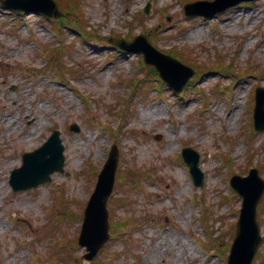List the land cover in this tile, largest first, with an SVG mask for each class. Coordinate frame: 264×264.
Segmentation results:
<instances>
[{
    "label": "rangeland",
    "instance_id": "obj_1",
    "mask_svg": "<svg viewBox=\"0 0 264 264\" xmlns=\"http://www.w3.org/2000/svg\"><path fill=\"white\" fill-rule=\"evenodd\" d=\"M149 1V15H140ZM81 4L86 30L99 37L84 41L65 26L62 45L52 20L0 7V264H58V258L65 264H226L217 254L232 241L241 205L230 195L228 177L256 167L264 179V132L249 133L254 89L264 80L238 74L234 84L229 75L218 81L209 74L193 77L180 94L153 83L132 93L123 80L146 72L139 67L140 55L118 51L102 37L144 32L163 53L181 51L182 56L172 54L188 66L221 55L237 68L256 64L264 73V0L241 3L211 19L186 17L183 0ZM45 45H65L54 53L58 62L49 64L39 55ZM220 87L227 94L212 96ZM153 107L161 112L143 115ZM72 123L78 132L68 130ZM54 129L64 146L63 171L38 187L13 192L10 171ZM112 144L119 150L120 170L112 196H127L115 214L140 222L125 241L110 238L86 261L85 248L76 243L77 216ZM183 144L200 154L202 188L193 186L180 158ZM261 204L264 233V195ZM207 239L220 244L219 250L205 253L201 241ZM257 253L254 264H264V240Z\"/></svg>",
    "mask_w": 264,
    "mask_h": 264
},
{
    "label": "water",
    "instance_id": "obj_2",
    "mask_svg": "<svg viewBox=\"0 0 264 264\" xmlns=\"http://www.w3.org/2000/svg\"><path fill=\"white\" fill-rule=\"evenodd\" d=\"M241 1L235 0L226 4L220 9L211 13L202 11H189L186 6L187 15L201 14L212 16L216 12L238 4ZM17 10L37 11L49 18L61 16L57 5L52 0H19L13 4ZM110 42L125 51H135L143 54L144 62L156 68L159 76L169 84L176 92H181L193 71L180 64L170 56L163 55L155 50L150 40L145 36H138L134 42L128 43L123 40ZM254 125L258 130H264V89H256V105L254 109ZM72 128L74 126H71ZM183 156L191 169L194 182L198 186L203 185V174L198 168L199 155L190 148L183 149ZM118 161V152L115 148L109 154L101 173L95 190L87 204L84 213V223L79 236V244L86 246L89 253L86 255L92 258L108 240V213L106 202L112 192L114 174ZM64 164L63 146L59 138V131L55 130L48 140L38 149L23 155V163L20 168L14 169L10 175V184L13 190H24L37 186L49 180V175L54 171H62ZM234 191L243 197L242 209L236 224V235L233 240L228 264H250L256 250L261 242L259 227L256 222V206L263 191L264 182L258 177L255 169L250 171L249 176L241 178L233 176L230 180Z\"/></svg>",
    "mask_w": 264,
    "mask_h": 264
},
{
    "label": "bare ground",
    "instance_id": "obj_3",
    "mask_svg": "<svg viewBox=\"0 0 264 264\" xmlns=\"http://www.w3.org/2000/svg\"><path fill=\"white\" fill-rule=\"evenodd\" d=\"M169 6H174V2H170L169 3ZM169 34H171V32H169L168 33V35ZM164 43V42H163ZM22 106V105H21ZM161 111H160V108H157V107H153V108H148V109H146L145 111H144V113H143V115H148V116H154L155 114H158V113H160ZM32 122L34 123V124H39L40 122H39V120L38 119H36L35 117H33V120H32ZM12 123V121L11 120H9V121H7V126L8 127H10V124ZM189 250H190V248H188ZM186 255H187V252H186Z\"/></svg>",
    "mask_w": 264,
    "mask_h": 264
},
{
    "label": "trees",
    "instance_id": "obj_4",
    "mask_svg": "<svg viewBox=\"0 0 264 264\" xmlns=\"http://www.w3.org/2000/svg\"><path fill=\"white\" fill-rule=\"evenodd\" d=\"M68 3V1H66ZM74 6H71V5H66L65 8L66 9H72L74 10L75 12H80V4H73ZM77 10V11H76ZM66 19H70V17H67ZM210 68V67H209ZM125 225H128V222L126 221L125 222ZM116 228V227H115Z\"/></svg>",
    "mask_w": 264,
    "mask_h": 264
}]
</instances>
